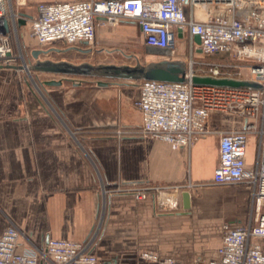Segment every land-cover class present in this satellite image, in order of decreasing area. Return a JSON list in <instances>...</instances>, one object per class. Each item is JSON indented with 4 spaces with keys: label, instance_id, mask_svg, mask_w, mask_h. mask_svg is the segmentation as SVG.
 I'll return each mask as SVG.
<instances>
[{
    "label": "crops",
    "instance_id": "0c3cea01",
    "mask_svg": "<svg viewBox=\"0 0 264 264\" xmlns=\"http://www.w3.org/2000/svg\"><path fill=\"white\" fill-rule=\"evenodd\" d=\"M139 38L135 23L122 22L98 27L92 52L68 50L102 54L112 51L108 41L127 40L130 47ZM17 77L0 68V234L14 224L38 246L48 239L93 237L98 264H150L139 259L145 250L194 264L218 259L223 224L248 220L247 186L207 185L218 165L217 136L186 151L141 135L138 84L102 87L96 80L70 78L45 87L47 98H41ZM241 125L234 116H210L212 129ZM253 155L249 143L248 164ZM142 183L161 194L137 199L101 192L102 186ZM197 184L204 185L197 197L179 190Z\"/></svg>",
    "mask_w": 264,
    "mask_h": 264
},
{
    "label": "built area",
    "instance_id": "2783aa9c",
    "mask_svg": "<svg viewBox=\"0 0 264 264\" xmlns=\"http://www.w3.org/2000/svg\"><path fill=\"white\" fill-rule=\"evenodd\" d=\"M15 2L17 6L26 4L25 0ZM21 19L12 0H0V67L18 68L20 61L19 68L28 71L35 63L34 49L26 51V60L16 37ZM122 22L138 26L144 46L174 56L183 42L189 52V59L184 60L187 83L136 82L141 135L186 151L204 137L217 136L218 165L207 185H245L249 189L248 220L223 224L218 259H197L194 264H264V0L41 1L34 7L29 35L39 50L62 44L77 52L90 51L98 27ZM195 36L199 44L194 42ZM193 76L251 81L261 88L195 85L190 81ZM212 114L234 116L242 125L212 129ZM251 139L254 155L248 164ZM161 190L148 183L101 187L103 195L128 193L137 199L148 194L158 197ZM93 245L92 237L85 242L48 239L38 246L28 233L10 224L0 234V264H98ZM139 259L150 264H183L149 250L142 251Z\"/></svg>",
    "mask_w": 264,
    "mask_h": 264
},
{
    "label": "water",
    "instance_id": "95a60500",
    "mask_svg": "<svg viewBox=\"0 0 264 264\" xmlns=\"http://www.w3.org/2000/svg\"><path fill=\"white\" fill-rule=\"evenodd\" d=\"M23 19L18 21L19 26L25 25L26 19L31 16L21 13ZM181 37V33L178 34ZM194 42L199 44V37H194ZM52 50V49H51ZM144 50L148 55L165 57L166 50L144 46ZM50 50H33L31 55L35 59V63L28 67V71L34 73H43L60 76L59 80H49L42 83L43 86H60L64 81L70 78H94L97 79L98 86H107L109 81L124 82H141V81H158L169 83H187L189 80L185 78L187 65L181 59H166L152 61L141 64L136 57L135 63L130 64H105L90 63L87 61L73 63L67 60L54 61L51 59H40L43 54H48ZM89 52V51H85ZM199 53V52H198ZM132 57L127 55V58ZM195 85L230 87V88H252L259 89L261 85L251 81H238L233 79H217L209 76H193L190 80ZM189 194L183 193V204L186 209L189 205Z\"/></svg>",
    "mask_w": 264,
    "mask_h": 264
},
{
    "label": "rangeland",
    "instance_id": "374dc122",
    "mask_svg": "<svg viewBox=\"0 0 264 264\" xmlns=\"http://www.w3.org/2000/svg\"><path fill=\"white\" fill-rule=\"evenodd\" d=\"M41 1H56V0H25V3H26L25 6H17L15 0H12V4H13V9L15 11L19 13L27 14L32 17L34 15L35 5ZM59 1H62V0H59ZM30 19H26L25 25L18 27L17 35H16L18 43L20 44L19 47L23 50L26 60H29V56L28 54H26V51H28V49L32 48L34 50H39V48L36 46L35 42L32 40V38L29 35ZM14 43L16 45V41ZM107 48H109V50H112V51L104 52L102 54L96 53V52L92 54L91 53L77 54V53L69 52L68 50L69 48H66L62 44H56V45H50L48 47L42 48L43 49L42 51L50 50V52L48 54L41 55L40 58L42 60L43 59L60 60L61 58H65V59L73 60L74 63H80V62L87 61L90 63H105V64L113 63V64H130V65H133L135 63L136 59L134 57H136L137 60L141 64H146L152 61H158L163 58L181 59V60L189 59V52L183 42H180L178 44L174 56L166 55L163 58L148 55L144 50V47L142 45L140 38L137 41L133 42L130 47H127V40L126 41L111 40L107 42ZM93 49H91L89 52H92ZM127 55H131L132 57L127 58ZM192 55L193 57L201 58V56L198 53H192ZM207 59H209V57L205 58V60ZM16 64L18 68H9V67H0V68H6V69H11L15 71L17 73V76H18L17 80L19 81V83L32 89V91L36 92V95L37 96L39 95L41 98H47L44 92V88L47 86H43L42 85L43 82L53 80V79L54 80L61 79L60 76H57V75L34 73V72L25 71L23 69H20L19 68V66L21 65L20 61H17ZM76 79H82V78H76ZM87 79L97 81V79H94V78H87ZM109 82H118V81H109ZM21 91H23V88H21ZM249 143L252 144L253 140L251 139ZM228 188L236 189L238 187L230 186ZM179 190L180 192L189 191L194 198L198 196L201 188L197 184L196 186L188 187L185 189L181 187ZM244 215H245V209L243 211L242 218L244 217Z\"/></svg>",
    "mask_w": 264,
    "mask_h": 264
},
{
    "label": "bare ground",
    "instance_id": "6f19581e",
    "mask_svg": "<svg viewBox=\"0 0 264 264\" xmlns=\"http://www.w3.org/2000/svg\"><path fill=\"white\" fill-rule=\"evenodd\" d=\"M262 209V208H261Z\"/></svg>",
    "mask_w": 264,
    "mask_h": 264
}]
</instances>
